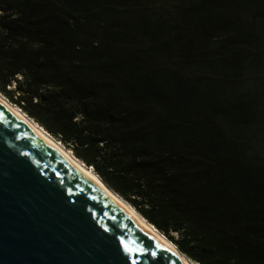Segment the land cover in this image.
<instances>
[{
	"label": "trees",
	"instance_id": "trees-1",
	"mask_svg": "<svg viewBox=\"0 0 264 264\" xmlns=\"http://www.w3.org/2000/svg\"><path fill=\"white\" fill-rule=\"evenodd\" d=\"M0 96L193 264H264V0H0Z\"/></svg>",
	"mask_w": 264,
	"mask_h": 264
},
{
	"label": "water",
	"instance_id": "water-1",
	"mask_svg": "<svg viewBox=\"0 0 264 264\" xmlns=\"http://www.w3.org/2000/svg\"><path fill=\"white\" fill-rule=\"evenodd\" d=\"M0 264L179 263L0 107Z\"/></svg>",
	"mask_w": 264,
	"mask_h": 264
},
{
	"label": "bare ground",
	"instance_id": "bare-ground-1",
	"mask_svg": "<svg viewBox=\"0 0 264 264\" xmlns=\"http://www.w3.org/2000/svg\"><path fill=\"white\" fill-rule=\"evenodd\" d=\"M0 107L6 112L10 113L18 121H20L24 126H26L33 134H35L50 150L56 153L58 156L62 157L67 161L73 168L79 171L84 178H86L95 187L101 190L104 195L117 207L127 214L141 229H143L150 237H152L161 247L179 264H192L189 262L179 251L171 244L164 236H162L156 229H154L149 223H147L130 205L125 201L120 199L116 194H114L93 172L92 170L84 167L72 155L62 148L58 143H56L52 138H50L42 129L36 126L32 121L25 117L19 110H17L13 105L6 101L2 96H0ZM161 242V243H160Z\"/></svg>",
	"mask_w": 264,
	"mask_h": 264
},
{
	"label": "rangeland",
	"instance_id": "rangeland-1",
	"mask_svg": "<svg viewBox=\"0 0 264 264\" xmlns=\"http://www.w3.org/2000/svg\"><path fill=\"white\" fill-rule=\"evenodd\" d=\"M190 262V261H189ZM193 264V263H192Z\"/></svg>",
	"mask_w": 264,
	"mask_h": 264
}]
</instances>
